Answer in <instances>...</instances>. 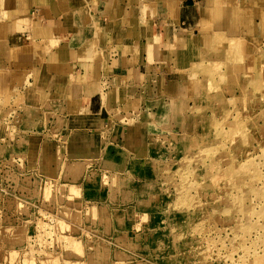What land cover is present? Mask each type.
<instances>
[{
	"label": "rangeland",
	"instance_id": "rangeland-1",
	"mask_svg": "<svg viewBox=\"0 0 264 264\" xmlns=\"http://www.w3.org/2000/svg\"><path fill=\"white\" fill-rule=\"evenodd\" d=\"M220 40L192 62L166 124L150 126L147 101L113 110L119 122L99 156H79L92 161L78 177L56 127L63 108L0 100V264H264V41ZM136 124L145 147L139 128L127 140L140 152L116 142ZM34 132L63 152L49 173L27 168Z\"/></svg>",
	"mask_w": 264,
	"mask_h": 264
},
{
	"label": "crops",
	"instance_id": "crops-1",
	"mask_svg": "<svg viewBox=\"0 0 264 264\" xmlns=\"http://www.w3.org/2000/svg\"><path fill=\"white\" fill-rule=\"evenodd\" d=\"M241 36L264 41V0H0V100L16 108L27 94L37 107L63 108L62 145L95 158L102 132L119 122L115 112L147 101L150 126L166 124L192 62L219 39ZM134 127L144 148L148 131L138 124L123 125L116 142L137 152L127 140ZM45 136L28 134L38 155L23 150L28 170L42 174L54 170L59 146Z\"/></svg>",
	"mask_w": 264,
	"mask_h": 264
},
{
	"label": "bare ground",
	"instance_id": "bare-ground-1",
	"mask_svg": "<svg viewBox=\"0 0 264 264\" xmlns=\"http://www.w3.org/2000/svg\"><path fill=\"white\" fill-rule=\"evenodd\" d=\"M19 25V24H18ZM17 25V26H18ZM220 41H222V40H220ZM50 104V103H49ZM51 106V105H50ZM44 107V106H43ZM73 114V113H72ZM57 122V126L56 127H61V125L64 123V117L63 116H61V117H59V119H58V121H56ZM131 134V133H130ZM133 135V134H132ZM131 135V136H132ZM133 142H131V144H132ZM103 145V144H102ZM101 145V146H102ZM106 146V145H105ZM105 146H104V148H105ZM107 147V146H106ZM101 148H103V147H101ZM103 148V149H104ZM60 151H62V149L60 150ZM109 151V150H108ZM33 152H35V154H36V152H37V155H38V151H33ZM59 153L60 154H62L63 152H59L58 151V154H57V162H59L60 161V159H59ZM100 154V153H99ZM99 154H98V156H99ZM102 154H103V150H102ZM105 154H107V153H105ZM32 155V154H31ZM108 155V154H107ZM106 155V156H107ZM101 156V155H100ZM108 157V158H107ZM106 158H107V163H108V165L110 164L111 166H112V164H114V156L112 157V155L111 156H107ZM36 158V157H35ZM97 159V158H96ZM83 161H92V160H89V159H84V158H82V157H75V158H72V159H68L67 160V164H65V166H66V168L67 169H69V165H71L72 167L69 169V171L70 172H74L75 174H76V177H78L79 176V174H80V171L84 168L83 167V165L84 164H82V163H84ZM31 162V161H30ZM59 164H60V162H59ZM116 164V163H115ZM114 164V165H115ZM34 165V164H33ZM32 165V166H33ZM46 168H47V166H46ZM82 174V173H81ZM83 177V175L80 177V179ZM85 179V178H84ZM91 190V189H90ZM86 198V197H85ZM83 200V199H82Z\"/></svg>",
	"mask_w": 264,
	"mask_h": 264
},
{
	"label": "built area",
	"instance_id": "built-area-1",
	"mask_svg": "<svg viewBox=\"0 0 264 264\" xmlns=\"http://www.w3.org/2000/svg\"><path fill=\"white\" fill-rule=\"evenodd\" d=\"M22 163V162H21ZM17 165L19 166L20 165V163H17ZM8 166V165H7ZM12 166V165H11ZM11 166H8L9 167V172H11V171H15V170H18L16 167L14 168V169H12L11 168ZM11 186V184H9V185H7V186H5L4 185V189H6V190H8V187H10Z\"/></svg>",
	"mask_w": 264,
	"mask_h": 264
}]
</instances>
